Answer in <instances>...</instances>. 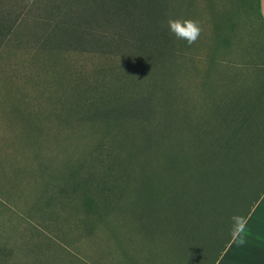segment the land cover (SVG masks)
Instances as JSON below:
<instances>
[{"label": "rangeland", "instance_id": "374dc122", "mask_svg": "<svg viewBox=\"0 0 264 264\" xmlns=\"http://www.w3.org/2000/svg\"><path fill=\"white\" fill-rule=\"evenodd\" d=\"M73 1L0 0V264H123L124 238L148 264H166L167 244L175 253L184 236L176 219L166 230L162 168L136 152L128 130L159 131L170 113L178 126L203 80L210 82V104L221 76L233 94L236 83L259 74L257 0H178L176 17L197 20L200 38L189 46L172 35L171 50L154 63L140 59L157 55L138 48L143 13L106 20L96 6L102 0L69 8L77 30L66 40L51 21ZM148 90L157 94L152 106L130 104L123 123L85 117L87 109L109 110ZM211 220L202 219L200 236L183 252L191 262L179 264L199 262L213 236ZM253 252L240 249L241 258Z\"/></svg>", "mask_w": 264, "mask_h": 264}, {"label": "trees", "instance_id": "16d2710c", "mask_svg": "<svg viewBox=\"0 0 264 264\" xmlns=\"http://www.w3.org/2000/svg\"><path fill=\"white\" fill-rule=\"evenodd\" d=\"M82 1L66 2V10L60 7L53 11L54 16L61 18L59 22V19H52L54 30L64 32L66 40L70 33L77 30L71 21L69 8L73 4L79 7ZM96 3L97 7H102L101 15L106 20L112 16L126 19L130 14L143 13L137 22V29L145 34V38H137L138 48L141 53L154 51L157 54H144L140 58L143 62H157L162 54L171 50L173 36L167 29L166 21L176 17L178 0H102ZM257 6L264 35L259 0ZM111 8L114 15L110 14ZM86 11L89 10L84 9ZM151 66H145L144 70H150ZM263 72L264 68L255 71L261 75ZM259 74L236 83L233 94L224 91V78L221 76V92L216 95L215 102L210 104V82L203 80L196 86L193 104L184 105L183 120L178 126L173 123V113H170V119L165 122L167 126L159 131L148 126L140 130L134 127V131L130 127L128 130V134L138 143L136 152H144L146 157H150V165L156 170L162 168V172H159L160 179L166 183L165 206L163 204L166 230H170L169 225L176 219L178 229L184 236L177 243L180 254L179 247L172 253L173 249L167 244V257L163 263L191 262V258L183 252L194 235L200 236L197 233L200 232L202 219L211 220V217H215L212 239L205 241L202 260H197V264H203L208 257L205 264H215L263 195L264 119L260 120L259 117L264 115V77ZM119 89L123 90L124 86L121 85ZM140 95L133 97L130 94L121 105L112 106L109 110L99 107L87 109L85 117L92 121L99 119L106 125L112 120H121L120 123H123L122 120L128 119L127 111L134 109H127L130 104L136 107L140 103L152 106V100L157 98V94L149 90ZM139 96L142 98L138 99ZM126 127L129 128L128 125ZM152 196H156L153 190ZM142 228L139 223L138 232ZM121 248L119 254L123 264H148L149 259H142L135 248L130 252L127 250L125 238ZM104 259L111 260L108 251Z\"/></svg>", "mask_w": 264, "mask_h": 264}, {"label": "crops", "instance_id": "0c3cea01", "mask_svg": "<svg viewBox=\"0 0 264 264\" xmlns=\"http://www.w3.org/2000/svg\"><path fill=\"white\" fill-rule=\"evenodd\" d=\"M259 12L264 22V0H259ZM242 224L215 264H264V193ZM244 247L254 250L245 260L240 253Z\"/></svg>", "mask_w": 264, "mask_h": 264}, {"label": "clouds", "instance_id": "9594fccd", "mask_svg": "<svg viewBox=\"0 0 264 264\" xmlns=\"http://www.w3.org/2000/svg\"><path fill=\"white\" fill-rule=\"evenodd\" d=\"M168 31L178 40H184L186 43L191 46L196 43L200 38L202 28L197 20L190 18H169L166 21ZM243 224H240L242 229ZM240 244H243L244 241L241 239L238 241Z\"/></svg>", "mask_w": 264, "mask_h": 264}]
</instances>
